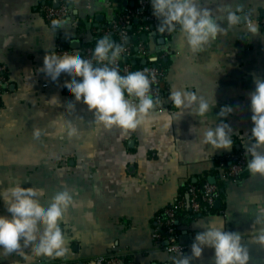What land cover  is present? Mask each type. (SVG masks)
Wrapping results in <instances>:
<instances>
[{
	"label": "crops",
	"instance_id": "1",
	"mask_svg": "<svg viewBox=\"0 0 264 264\" xmlns=\"http://www.w3.org/2000/svg\"><path fill=\"white\" fill-rule=\"evenodd\" d=\"M70 13L58 21L65 27L54 31L43 14V6H58L60 0H0V64L7 67L8 83L0 108V189L21 183L24 190L45 189L42 206L57 191L68 190L74 200L60 226L65 237L64 257L32 259L78 261L94 264L99 255L121 251L133 264H168L170 254L153 237L157 213L175 202L182 189L188 199V182L219 176L218 157L244 149L252 127L249 94L254 77L264 78V30L250 37L243 26L218 36L203 51L193 53L185 44L178 48L177 33L148 32L144 38L152 56L166 54L169 63L164 75V96L135 130L106 129L94 122L87 106L54 107L73 101L59 88L50 86L40 71L46 54L55 55L57 46L78 40V47L90 41L116 13L135 0H67ZM125 2H127L125 4ZM129 2H132L130 4ZM226 0H198L202 7L215 9ZM233 7L242 4L258 24L264 17V0H227ZM151 7V6H150ZM175 89L196 91L217 106L205 117L188 112L182 116L169 101ZM231 105L234 113L219 118L220 106ZM220 119L232 126L233 146L215 149L202 142L201 132ZM68 121L77 128L69 137L60 127ZM13 125V127H9ZM192 127V128H191ZM40 131L39 142L33 133ZM264 151V149H261ZM213 178V181H210ZM222 197L216 211H210L181 226L179 240L191 253L197 232L211 218L225 220L226 230L243 234L249 264H264V245L252 234L254 210L264 205V175H252L247 166L234 178L220 180ZM247 209V211H244ZM5 212L0 201V213ZM214 250L205 247L193 264H213ZM0 264H25L21 257L0 259Z\"/></svg>",
	"mask_w": 264,
	"mask_h": 264
},
{
	"label": "clouds",
	"instance_id": "2",
	"mask_svg": "<svg viewBox=\"0 0 264 264\" xmlns=\"http://www.w3.org/2000/svg\"><path fill=\"white\" fill-rule=\"evenodd\" d=\"M149 3L152 15L158 20L157 30L177 33L181 37L178 48L182 49L186 44L193 53L203 51L218 36L237 26H243L250 37L259 32V24L253 14L242 4L233 7L227 0L217 4L215 9L200 6L198 0H149ZM51 24L54 31L65 27L58 20ZM124 51L122 43L104 35L96 41L91 58L77 55L61 59L46 54L40 68L45 80L50 86L59 88L62 77H67L70 83L64 84L63 91L74 98V102L70 101L66 106L61 105L55 96L48 102L65 109L74 108L75 102H80L87 106L97 125L106 129L117 127L123 132L135 130L160 103L159 98L152 95L157 75L148 68L121 74L116 62ZM156 59V56L151 57L153 62ZM254 83L255 89L249 94L252 127L248 135L250 143L245 145L249 156L247 170L252 175H264V151H261L264 149V78L254 77ZM168 99L181 116L188 112L205 117L217 106L215 96L210 101L191 90H172ZM234 111L233 106L222 105L216 115L226 118ZM60 130L66 131L69 137L78 131L71 121L61 125ZM232 132L233 128L226 119H220L214 127L202 129V142L215 149L230 150L233 146ZM41 138L40 131L33 133L35 142ZM44 195L45 189L24 190L18 182L0 189V201L5 206V212L0 213V259L19 256L25 264H31L35 257L59 258L66 255L60 221L74 204L73 196L66 189L57 191L49 197L46 206H42L39 201ZM254 214L252 237L264 245V205L257 206ZM202 227L204 230L196 233L191 244V253L185 255L179 250V254L173 256L174 264H193L195 258L202 256L205 247L214 250L213 264H249V252L242 242L241 232L226 230L224 219L217 221L211 218Z\"/></svg>",
	"mask_w": 264,
	"mask_h": 264
},
{
	"label": "built area",
	"instance_id": "3",
	"mask_svg": "<svg viewBox=\"0 0 264 264\" xmlns=\"http://www.w3.org/2000/svg\"><path fill=\"white\" fill-rule=\"evenodd\" d=\"M70 5L67 0H60L58 6H52L46 4L43 6V14L48 20H60L61 18L67 16L70 13ZM135 21L136 32H141L142 34L147 32H159L157 30L158 20L152 15L149 0H135V4L131 7H126L121 12L116 13L108 22V27L102 29L103 35H107L111 32L119 38V42H123L128 39V28ZM259 26L264 30V17L259 21ZM164 32L162 34H167ZM125 51L121 53V57L117 60L116 66L119 68L122 74L128 71H132L130 64L120 62L124 59H128L132 54V48L137 57H143V59H151L149 49L142 42H137L133 47L130 44H123ZM55 55L58 58H74L75 56H83L85 58H91L92 49L86 47L79 51L77 49L66 48L63 45H59L55 49ZM148 68L156 72L157 81L160 76V72L154 66H145L140 69ZM138 69V70H140ZM7 67L4 64H0V108H1V97L6 91V86L8 83V78L6 76ZM156 81V82H157ZM159 94L156 83L152 85V95L156 97ZM249 156L247 155L245 148L236 153H229L218 157V167H219V178L234 179L240 176L246 166ZM218 189L219 187L214 182H205L201 186V190L193 185L189 186L188 199H178L171 203L168 208L165 209L166 221L163 223L156 217V224L153 230V237L159 243H163V249L170 254L171 258L168 264H174L173 256L179 254V250L183 254L186 253V246L183 242L179 240V232L174 228L173 223L175 222L174 213L178 209H182L186 205L190 208L192 213L200 212L201 208L206 206H211L218 199ZM199 191V192H198ZM185 219L189 220L191 215H185ZM165 224V229L160 230V226ZM94 264H133L131 260L126 258V256L119 250L111 255H99L93 259ZM34 264H83L78 261H68V260H55L53 262H41L38 261Z\"/></svg>",
	"mask_w": 264,
	"mask_h": 264
},
{
	"label": "trees",
	"instance_id": "4",
	"mask_svg": "<svg viewBox=\"0 0 264 264\" xmlns=\"http://www.w3.org/2000/svg\"><path fill=\"white\" fill-rule=\"evenodd\" d=\"M136 24L137 23L135 21H133L131 26L128 28V39L124 40L121 43L122 44H130L133 47L137 42H142L146 46V48L148 49V43L142 37V33L141 32H136V29H135L136 28L135 27ZM108 25H109V22H106L104 24L103 28L108 27ZM107 35H110L111 38L114 41H116L117 43H120L119 42V38L115 34V32H111V33H109ZM93 36L94 37L90 41L83 42L76 49L81 51V50H83L86 47H90L92 49V51H93V49L95 47V44H96V41L99 38H101L102 36H104V35L102 33V30H101V31L95 32ZM64 47L69 49L68 46H64ZM71 49H73V48H71ZM142 60H143V57H137L136 56L135 51H134V47H133L131 56L128 59L122 60L120 63L121 64H123V63L130 64V66L132 68V71L138 70V69L143 68L145 66H154L160 72V76L158 78V81L156 82V86L158 88L159 94L156 97L161 99V97L164 96L163 82H164V75L166 73L167 65L169 63V59H168L166 54H160L159 53L155 62H153L151 59H145V61H142ZM156 97H154V98H156ZM240 150H242V149H239V150H237V151H235L233 153L239 152ZM220 180L221 179L219 177H217V179H215V184H217V186L219 187V189H218V199H220L222 197V193H221V190H220V185H221L220 184L221 183ZM205 182H208V180H207L206 177H203V178H199L198 180H195V181H191L190 180L188 183L190 185L195 186L197 188V190H201V186ZM185 191H186L185 188L182 189L181 193L178 195L176 200H178V199L186 200L185 197H184ZM168 207H169V205L167 207H165L164 209L160 210L157 213V215H156V217L163 223L167 219L166 214H165V209L168 208ZM216 210H218L217 207L214 204H212L211 206H206V207L201 208L200 212H198V213H192L190 211V208L186 205L182 209H178V210L175 211V213H174L175 222L173 223V226L178 232H180L181 226L184 225L186 222H190L191 220H194L195 218H197V217H199L201 215H204V214H206V213H208L210 211L212 212V211H216ZM188 214L191 215V218L189 220L184 218V216L188 215ZM164 229H165V224L160 226V230H164ZM111 254H114V252H110L107 255H111ZM128 257L129 256L127 255L126 258H128Z\"/></svg>",
	"mask_w": 264,
	"mask_h": 264
},
{
	"label": "water",
	"instance_id": "5",
	"mask_svg": "<svg viewBox=\"0 0 264 264\" xmlns=\"http://www.w3.org/2000/svg\"><path fill=\"white\" fill-rule=\"evenodd\" d=\"M127 2H125V4H126ZM130 4H132V2H129ZM153 34H155V32H152ZM158 35L160 36V38L158 39V42L159 43H162V42H164V38L162 37V33L161 32H158ZM147 35L144 33V34H142V37L143 38H145ZM78 40H72L71 42H70V47L71 48H73V49H76V48H78ZM142 61H145L144 59L142 60ZM210 181H213V178H210ZM219 200H216L215 202H214V205L217 207V206H219Z\"/></svg>",
	"mask_w": 264,
	"mask_h": 264
}]
</instances>
